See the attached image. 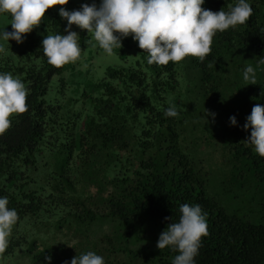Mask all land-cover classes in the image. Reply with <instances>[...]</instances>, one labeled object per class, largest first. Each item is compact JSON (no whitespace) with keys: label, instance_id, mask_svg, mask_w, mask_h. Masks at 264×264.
Listing matches in <instances>:
<instances>
[{"label":"trees","instance_id":"trees-1","mask_svg":"<svg viewBox=\"0 0 264 264\" xmlns=\"http://www.w3.org/2000/svg\"><path fill=\"white\" fill-rule=\"evenodd\" d=\"M250 2L254 11L246 24L218 32L203 62L189 56L194 78L207 95L219 96L226 90L227 74L242 59L257 64L256 84L239 86L236 91L246 117L257 103L264 104V0ZM235 3L206 0L203 7L219 12ZM41 26L59 31L63 21L49 9ZM17 48L24 64L8 58L0 72L22 76L30 90L28 111L14 115L11 128L0 136V196L9 198V207L17 209L20 217L71 207L76 223L88 221L94 225L91 232H97L85 239L76 224L56 235L46 228L47 245L40 247L52 252V264L70 262L85 248L101 256L103 251L124 254L126 264H172L178 252L158 248L150 251L145 262V249L133 239L142 228L150 235L157 229L163 232L172 222L166 218L179 220V207L184 203L199 204L208 220L209 234L203 238L196 264H264V216L255 224L229 213L208 194L203 167L181 147L178 118L165 116L172 105L169 96L181 87L179 68L188 57L168 65L148 64V54L138 44L148 70L109 67L95 85L98 95L92 96V112L85 119L78 115L64 122L60 118L64 107L45 97L53 78L62 75L66 65H50L43 50L31 42ZM237 136L240 141L228 146H217L213 140L207 148L222 151L246 168L243 186L253 184L259 192L255 195H261L253 202L264 212V157L245 143L251 135ZM117 223L119 229L113 232ZM63 235L75 239L73 253L68 254L66 244L57 241ZM110 258L106 257V264H116Z\"/></svg>","mask_w":264,"mask_h":264},{"label":"clouds","instance_id":"clouds-1","mask_svg":"<svg viewBox=\"0 0 264 264\" xmlns=\"http://www.w3.org/2000/svg\"><path fill=\"white\" fill-rule=\"evenodd\" d=\"M206 0H93L77 10H68L70 0H0V19L11 17L12 31H0V54H6L5 43H24V38L38 28L49 9L59 7V15L67 21L64 32L48 34L42 41V50L50 65L63 68L82 59L84 49L81 36L73 30L78 26L92 34L99 47L112 56L123 47V39L132 36L139 47L147 52V63L168 65L186 57H198L202 62L212 51L214 37L238 25L246 24L253 15L250 0H236L227 11L215 12L204 8ZM261 62H264L262 59ZM86 67V65H85ZM67 75V73H64ZM243 79L256 84V69L249 65ZM29 89L25 83L9 72H0V136L12 126V117L28 111ZM264 95V93H262ZM175 104L165 111L166 117H178ZM215 113L206 110L204 119ZM208 122V120H207ZM232 126H239L237 117L230 118ZM251 130L245 143L254 146L255 153L264 157V104L257 103L243 126ZM7 196H0V256L10 244L13 228L19 221L17 209L9 207ZM179 220L172 222L160 234L157 247L178 252L172 264H196V257L208 232L206 213L199 204H181ZM71 247V246H70ZM52 264L53 257H46ZM65 264H106L95 251L78 253Z\"/></svg>","mask_w":264,"mask_h":264},{"label":"rangeland","instance_id":"rangeland-1","mask_svg":"<svg viewBox=\"0 0 264 264\" xmlns=\"http://www.w3.org/2000/svg\"><path fill=\"white\" fill-rule=\"evenodd\" d=\"M97 4L101 0H95ZM85 3L91 5L93 0H70L66 6L68 10H77ZM59 7L52 10L59 15ZM60 16V15H59ZM61 17V16H60ZM63 21L62 30H48L41 25L33 30L24 38V43L20 44L16 41L5 43L7 49L6 54H0V65L5 59L13 58V60L24 64L19 56L17 47L27 43H33L38 50H42V41L48 34H67L64 29L67 27V21L61 17ZM8 28L12 31L11 17L8 19H0V31ZM73 30L81 36V46L83 38L86 40V48L83 51L82 59L75 64H68L64 73L53 78L49 93L46 95V101L64 107L60 118L64 122L74 121L76 118H86L92 111V96H97L95 85L105 78L109 67H135L148 70L143 57L138 52V44L133 41L132 36L123 39V47L115 49V54L107 55L94 40L91 33L82 30L78 26H73ZM86 65V67H85ZM253 66L256 69V79L259 77V67L253 64L250 58L242 59L238 66L233 67L229 75L227 74L228 87L219 96L209 93L207 95L204 87L194 78V66L192 58L188 57L179 68L180 74L183 76L181 87L175 93L169 96V102L175 104L179 111L178 121L179 130L182 134L181 147L185 154L189 155L197 163L199 168L203 167L205 172V180L207 192L210 196L215 197L217 201L231 214H238L240 217L246 218L255 224H259L264 216V212H260L259 208L253 202V199L259 201L261 195H255L253 184L246 183V168L242 164L233 163L229 157L222 151H212L207 147L214 140L217 146H228L231 142L240 141L239 136L244 134L251 135V130L245 131L243 126L247 121V117L243 109L239 106L237 98V89L242 85L249 84L243 79V73L247 66ZM15 76V75H14ZM15 77L22 78L21 75ZM63 82L66 86H63ZM26 85V84H25ZM206 110L216 114L215 119L211 115L204 119ZM237 117L239 126H232L230 118ZM212 145V143L210 144ZM241 176V177H240ZM66 207V206H62ZM71 207L65 211L57 209L51 213H41L38 215L29 214L19 218L17 225L13 228L12 236L8 249L0 256V264H45V259L52 252L43 250L40 247L47 245V235L44 230L50 229L51 233L63 234L66 231L78 225L79 234L88 239L91 227L88 221L76 223L72 215ZM76 224V225H75ZM116 229V230H115ZM119 225L113 229L118 231ZM91 233L97 234L94 230ZM148 229H140L134 235V241H139L138 247L145 249L143 261L147 262L150 257V251L158 249L157 242L162 231L157 229V233L148 234ZM143 234V236H141ZM59 243H65L68 248L75 250L76 241L70 236H60L57 240ZM71 246V247H70ZM89 251L87 248L81 253ZM118 251V249H116ZM144 251V250H142ZM73 253V252H72ZM103 257H111L116 264H126V255L109 254L103 251ZM109 261L108 259L106 260Z\"/></svg>","mask_w":264,"mask_h":264}]
</instances>
